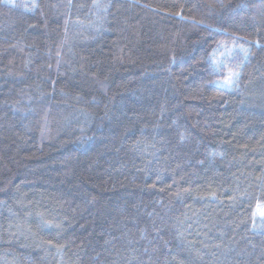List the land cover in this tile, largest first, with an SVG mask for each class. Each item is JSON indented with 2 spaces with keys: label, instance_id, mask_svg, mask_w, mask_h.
I'll return each mask as SVG.
<instances>
[{
  "label": "trees",
  "instance_id": "obj_1",
  "mask_svg": "<svg viewBox=\"0 0 264 264\" xmlns=\"http://www.w3.org/2000/svg\"><path fill=\"white\" fill-rule=\"evenodd\" d=\"M263 207L264 0H0V264H264Z\"/></svg>",
  "mask_w": 264,
  "mask_h": 264
},
{
  "label": "rangeland",
  "instance_id": "obj_2",
  "mask_svg": "<svg viewBox=\"0 0 264 264\" xmlns=\"http://www.w3.org/2000/svg\"><path fill=\"white\" fill-rule=\"evenodd\" d=\"M261 209H262V210H261V213H262V214H264V207H263V208H261ZM259 210H260V209H259Z\"/></svg>",
  "mask_w": 264,
  "mask_h": 264
},
{
  "label": "snow or ice",
  "instance_id": "obj_3",
  "mask_svg": "<svg viewBox=\"0 0 264 264\" xmlns=\"http://www.w3.org/2000/svg\"><path fill=\"white\" fill-rule=\"evenodd\" d=\"M228 82L231 83V80H229Z\"/></svg>",
  "mask_w": 264,
  "mask_h": 264
}]
</instances>
